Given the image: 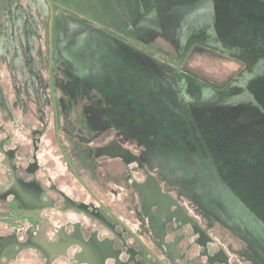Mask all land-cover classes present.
I'll return each mask as SVG.
<instances>
[{
	"label": "rangeland",
	"instance_id": "obj_1",
	"mask_svg": "<svg viewBox=\"0 0 264 264\" xmlns=\"http://www.w3.org/2000/svg\"><path fill=\"white\" fill-rule=\"evenodd\" d=\"M39 6L0 0V89L10 98L15 89L26 110L38 100L40 128L53 131L52 9ZM22 8L36 22L28 49ZM53 11L52 85L67 146L120 138L212 225L217 250L264 264V223L249 211L264 205V0H61Z\"/></svg>",
	"mask_w": 264,
	"mask_h": 264
},
{
	"label": "flooded vegetation",
	"instance_id": "obj_2",
	"mask_svg": "<svg viewBox=\"0 0 264 264\" xmlns=\"http://www.w3.org/2000/svg\"><path fill=\"white\" fill-rule=\"evenodd\" d=\"M12 91L0 89V264H244L133 147L71 149L52 100L47 131L38 100L30 113Z\"/></svg>",
	"mask_w": 264,
	"mask_h": 264
},
{
	"label": "trees",
	"instance_id": "obj_3",
	"mask_svg": "<svg viewBox=\"0 0 264 264\" xmlns=\"http://www.w3.org/2000/svg\"><path fill=\"white\" fill-rule=\"evenodd\" d=\"M38 1H40V6L41 7H43L44 9H45V5H46V9L48 10V12H50V4H49V2H48V0H38ZM53 1V3H54V5H55V7H56V5H59V2L61 1V0H52ZM62 2H64V0H62ZM39 6V7H40ZM29 8H31V7H29ZM25 10H26V6H25V8H24ZM32 9V8H31ZM22 11H23V8H22ZM30 12V11H29ZM31 13V12H30ZM31 20H32V23L30 24V22H31ZM93 21L94 22H96L94 19H93ZM24 22H26V25H24ZM36 22H35V20L34 19H32V15H31V17L30 18H28L27 19V17H26V20L24 19V11H23V16L21 17V30L23 31V34H25L24 36L27 38V41L25 42L26 44H24L25 45V49H28V39L29 38H32V33L33 32H31V31H33L32 29H31V25L33 24H35ZM97 23V22H96ZM95 23V24H96ZM23 27V28H22ZM109 28V30H113V31H116V34L118 35V36H120V37H126L127 39H128V41L129 42H132V43H134V44H136L137 46H139L140 48H142V49H144V50H146V51H148V52H150V53H152V54H155V55H157V56H159L160 58H163L164 60H167V61H169V62H172V63H175L176 65H179V64H181L182 62L181 61H178V60H176V59H173V57H176V55H174L173 53L172 54H170V56H169V53L168 52H165L164 50H162L159 46H155L154 47V45H149L148 43H145V42H142V41H139V40H135V39H133V38H130L129 36H127L128 34H126V35H124V33L123 32H120L119 30H117V29H115L114 27H111V26H108ZM48 31H49V29H48ZM49 33V32H48ZM7 34H9V33H7ZM48 41H49V36H48ZM28 53H29V51H27ZM171 53V52H170ZM29 56V55H28ZM28 56L26 55V57L24 58V59H30V58H28ZM48 60H49V53L47 54V56H46V69H48ZM167 93V91L165 90L164 92H163V94H166ZM71 94H72V92H71ZM162 94V95H163ZM161 94H160V96H162ZM70 98H74L75 100H77V101H79V100H84L83 98V96H76V95H74V94H72L71 95V97ZM80 102V101H79ZM171 106H173V105H171ZM74 108H77V107H79V105H74L73 106ZM166 107H168V105H166L165 104V109H166ZM180 110V109H179ZM213 166H209V169H215V167L216 166H214V162H213V160L212 159H210V161H209ZM198 168V167H197ZM199 169H201V168H199ZM203 169H205V168H203ZM214 169H213V172H211L210 174L211 175H213L214 176ZM218 169H220V168H218ZM200 173H202V172H200ZM208 176H209V173L207 174ZM224 187H225V185H223ZM236 185H231V186H228V185H226V187H227V189L225 190L226 191V194H229V196L228 197H231V196H233V191H232V187H235ZM244 207V206H243ZM263 208V209H262ZM244 210L247 212V206L245 205V207H244ZM256 210H257V212H256ZM255 211L254 210H249L253 215H255L256 217H258V218H256L257 219V221H259L260 223L262 222V223H264V205H261L260 207H257V209H256ZM259 212V213H258ZM258 213V214H257ZM262 215V218H260L259 216H261ZM254 216V217H255ZM256 219H254V220H256ZM264 225V224H263Z\"/></svg>",
	"mask_w": 264,
	"mask_h": 264
},
{
	"label": "water",
	"instance_id": "obj_4",
	"mask_svg": "<svg viewBox=\"0 0 264 264\" xmlns=\"http://www.w3.org/2000/svg\"><path fill=\"white\" fill-rule=\"evenodd\" d=\"M51 9H52V17H51V24H50V63H49V90H50V95H51V100L53 104V109H54V114H55V130L58 137V113H57V105H56V100L54 96V91H53V85H52V55H53V39H52V30H53V20H54V11H53V1L48 0Z\"/></svg>",
	"mask_w": 264,
	"mask_h": 264
}]
</instances>
